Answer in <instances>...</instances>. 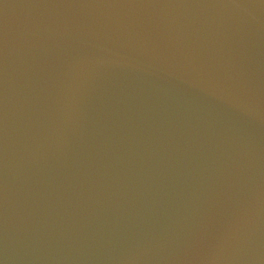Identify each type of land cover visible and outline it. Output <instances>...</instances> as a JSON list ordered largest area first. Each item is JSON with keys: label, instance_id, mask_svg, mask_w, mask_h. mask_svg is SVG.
Masks as SVG:
<instances>
[{"label": "water", "instance_id": "obj_1", "mask_svg": "<svg viewBox=\"0 0 264 264\" xmlns=\"http://www.w3.org/2000/svg\"><path fill=\"white\" fill-rule=\"evenodd\" d=\"M0 264H264V0H0Z\"/></svg>", "mask_w": 264, "mask_h": 264}]
</instances>
